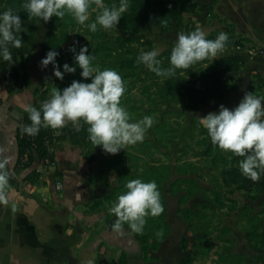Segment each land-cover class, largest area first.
Listing matches in <instances>:
<instances>
[{
    "label": "rangeland",
    "instance_id": "obj_1",
    "mask_svg": "<svg viewBox=\"0 0 264 264\" xmlns=\"http://www.w3.org/2000/svg\"><path fill=\"white\" fill-rule=\"evenodd\" d=\"M192 1L198 3V12L193 15L184 14L182 23L178 27L174 25L169 32H163L140 20L139 28L135 32L122 30L118 23L114 30H104L98 26V31L92 33L73 19L75 26L69 25L66 28L69 38L62 44V65L74 64L73 53L68 50L73 41H78L77 51L80 45H87L89 52L96 57L95 64L102 70L115 69L127 81L125 94L134 95L131 102L136 107L129 113L131 122L144 116H152L155 121L147 130L143 146L142 143H137L125 146L119 151L122 153L119 166L121 170L127 169L130 172L145 165L150 168L168 166L169 173L162 188L164 215L169 232L156 249H150L149 254L145 255L137 240L139 238L134 237L136 233L128 227V235L125 233L122 236L123 242L120 243L125 247L138 243L140 250L138 252V247L133 250L131 264H264V177L259 182H253L246 177L229 175L239 167L236 155L213 144L207 130L196 118L197 115L204 116L211 111H217L221 104L232 109L238 105L245 92L263 96L258 83H249V80L253 70L258 68L264 76V52H261L264 50V0ZM89 12V21L86 23L94 22L100 9L94 3ZM47 24L48 22L41 20L31 25L35 41L33 53L37 54L29 76L31 74L35 95L41 104L50 98L54 80L57 79L53 75V67L40 66L46 46ZM198 28L204 31L207 38L215 39L220 32H225L228 36L249 41H244L241 49L235 50L226 46L213 61H200L189 70L177 69L176 76L167 80L157 77L145 65L138 63L137 57L142 51L155 49L159 52L157 58L161 61V66L169 67L170 55L162 58V53H171L178 33H189ZM98 41L103 46L99 52L102 58L94 53ZM121 53L131 62L121 64L118 61ZM232 55L241 56L247 63V68L225 73V76L230 77L228 84H234L233 91L225 93L220 101L211 100L206 106L191 108L198 105L200 93L209 89V85L202 78L218 74L212 68ZM18 58H21V54H18ZM198 68H201V74ZM80 71L77 67L75 73L64 75L68 86L73 80L82 79ZM239 79L245 92H236ZM84 82H90V79ZM157 82L162 86L168 84L175 96L161 98L157 95ZM63 128L74 130L71 122H67ZM87 147L84 152L101 149L100 146L94 147L92 144ZM128 154H133L138 159H130ZM107 155L112 158L114 154ZM110 162L106 165L105 173L103 172L104 184L110 188L100 192H104L102 196L113 190L120 178L114 168L116 161ZM43 175L47 176L44 184H52L47 179L49 174L44 172ZM59 181L55 178V183ZM47 187L45 189L48 194L50 192ZM100 203L101 211L109 214L108 204L104 200Z\"/></svg>",
    "mask_w": 264,
    "mask_h": 264
},
{
    "label": "clouds",
    "instance_id": "obj_2",
    "mask_svg": "<svg viewBox=\"0 0 264 264\" xmlns=\"http://www.w3.org/2000/svg\"><path fill=\"white\" fill-rule=\"evenodd\" d=\"M101 11L95 21H89L90 8L93 4ZM130 0H120L119 5L111 7L103 0H25L23 8L30 17L48 22L53 16L63 20L71 15L77 24L95 33L98 26L104 30L117 28L120 18L127 11ZM23 22L18 11L8 8L0 12V60L12 62V49H21L23 39ZM229 36L220 32L215 39H208L201 29L189 33H178L169 63L163 68L157 58L159 52L155 49L142 51L138 63L147 67L157 77L163 80L176 76L177 69L189 70L193 65L207 59H216L221 53ZM73 41L68 50L73 53L74 64L57 63L60 53L49 50L40 61L41 68L53 67V75L60 80L66 73H75L81 69V80H73L65 88H53L51 96L40 108L29 104L24 111L30 120L22 131L29 136H36L41 127L61 129L71 122L76 132L84 125L90 143L100 146L107 154H117L125 146L142 143L147 130L155 123L152 116L131 122L127 109L121 105V97L127 91V81L112 68H104L95 64V56L89 52L87 45ZM61 67L63 71H61ZM90 79V82H84ZM199 123L207 130L211 142L224 151H230L238 157L241 174L253 182H259L264 177V96L245 92L238 105L229 109L219 105L217 111H211L204 116L197 115ZM7 160L0 162V202L8 203L4 193L9 184V173L6 170ZM126 191L119 194L112 205L111 212L116 217L112 225L113 231L121 233L123 226L128 225L136 234H142L146 217L159 216L164 212L160 192L155 180L143 181L140 178L128 180ZM79 198V194H78Z\"/></svg>",
    "mask_w": 264,
    "mask_h": 264
},
{
    "label": "crops",
    "instance_id": "obj_3",
    "mask_svg": "<svg viewBox=\"0 0 264 264\" xmlns=\"http://www.w3.org/2000/svg\"><path fill=\"white\" fill-rule=\"evenodd\" d=\"M36 54L31 55L29 73ZM2 64L0 60V162L8 161L9 184L3 197L8 203L0 202V264H131V254L136 247L140 251L139 245L125 247L120 243L128 229L123 227L121 233L112 229L116 217L106 200L112 189L105 196L104 192L100 194L110 188L103 179L107 153L102 149L84 152L82 145L70 141V130L61 128L54 131L52 146L45 144L44 153L50 159L42 160L34 153L39 174L35 184L24 180V171H15L16 128L22 123L25 107L41 102L35 95L31 74L26 87L11 95L2 77ZM258 70L253 73L264 79ZM242 87L239 79L236 92L242 93ZM44 172L52 181L48 187ZM55 178L60 181L55 183ZM100 199L110 207L109 214L101 211Z\"/></svg>",
    "mask_w": 264,
    "mask_h": 264
},
{
    "label": "trees",
    "instance_id": "obj_4",
    "mask_svg": "<svg viewBox=\"0 0 264 264\" xmlns=\"http://www.w3.org/2000/svg\"><path fill=\"white\" fill-rule=\"evenodd\" d=\"M24 2L25 0H0V12H3L8 8L18 11V15L23 22L24 28L20 33L23 39V47L21 49H12V62L3 61L2 64V77L8 85L11 95L18 94L29 83V64L31 55L35 49L33 27L31 25L40 22L38 18L30 17L28 15L27 11L23 8ZM103 3L109 7H111L113 4L118 6L120 0H103ZM198 8V3L193 2L192 0H130L127 11L119 20V26L124 31L126 30L128 32H135V30L139 28L140 20H142L149 26L157 27L163 32H169L174 25L178 27L182 23V16L184 14H196L198 12ZM73 19L74 18L71 15H66L63 20L53 16L47 24L44 56L49 50L58 51L60 53V55L57 57V63L59 65H62L64 61V56L62 54V44L69 38L66 28L69 25H72V27L75 26V21H73ZM58 31H60L59 34L56 33ZM208 39L213 38L208 37ZM244 41L249 40H245L241 37L236 38L229 36V41L227 42L226 46L235 50L241 49L244 45ZM102 49L103 46L101 42L98 41L94 48V53L99 58L103 57H101L99 54ZM261 52H264V50H261ZM18 54H21L20 59L18 58ZM168 55H170V52L165 51L161 56L162 58H168ZM118 61H120L121 64L126 61L131 62V60L128 59V57L123 53L120 54ZM49 65L52 67L51 64ZM244 65L245 61L241 56L238 55H232L222 59L212 68L213 71L217 70L219 72L218 74L213 75L212 77L204 76L202 78L203 82L209 85V89L207 91L203 90V92L200 93L198 105L192 106L191 108L197 109L199 108L198 106H206L211 100L220 101L223 99L225 93L232 92L234 89V84H228L227 81L230 79V77L225 76V73L230 71L238 72L244 67ZM198 72L200 74L202 73L201 68H198ZM251 81L252 83H254V81L258 83V86L262 88L264 96V79L261 77V75L257 72L253 73ZM67 86L68 84L67 79L65 80V76L63 80H54V88L58 87V89L62 90ZM156 91L157 95H159L161 98L164 96L168 98L175 96L168 84H166V86H162L157 82ZM143 94L147 96L146 93ZM197 94L198 93H195V95ZM154 96H156V92L154 93ZM133 97L134 95L131 93H126L121 97V105L124 106L129 113L136 109L134 104L131 102ZM32 106L39 109L41 104H35ZM28 115L29 114L27 112H24L22 123L16 128L15 138L17 141V158L15 163V171L17 173L19 171H24L26 174L24 180L30 184H35L38 181L39 174L35 168L34 153L40 154L42 160L46 158L50 159V156L44 153V147L46 143L52 146L53 140L55 139L54 131L57 129L41 127L39 133L36 136H29L22 131L25 125H29L31 123ZM86 128L87 125H84L80 132H76L75 130L69 132L70 141L72 144L82 145L84 149L88 148L87 146H89L91 143L88 139ZM61 137L62 136L59 138ZM144 144L145 143H142L141 146ZM128 155L130 159H138L133 154ZM120 156H122L121 152L114 154L112 158L104 157L105 165H107L109 161H111L110 163L116 161V163H114V168L117 174H120L118 185L106 196V200L109 202L110 206L112 207V205L117 201L119 194H122L124 191H126L125 184L128 180L140 178L145 182L150 180L156 181L158 191L160 192L161 203L164 206L165 212V200L163 197L162 184L165 178L168 176V166L160 165L150 168L145 165L140 167L137 171L130 172L127 169H120ZM235 157L236 161L238 162L239 160L243 159L242 157ZM89 158L93 160L92 156ZM225 173L227 174V171H225ZM229 175L240 178L245 177L241 174L239 167L235 168L231 174L229 173ZM164 212L159 216L146 217V224L144 226L143 233L134 234V237L139 238L137 240L139 243H141L142 251L145 255L149 254L150 249H156L169 232V226L166 222ZM123 227L128 229L127 224H125ZM188 259L191 260L190 258ZM184 264H187V262H184Z\"/></svg>",
    "mask_w": 264,
    "mask_h": 264
}]
</instances>
